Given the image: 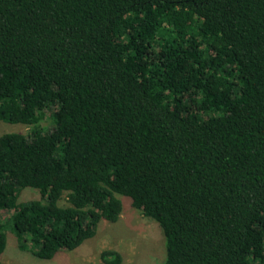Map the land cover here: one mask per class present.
Listing matches in <instances>:
<instances>
[{"label":"trees","instance_id":"1","mask_svg":"<svg viewBox=\"0 0 264 264\" xmlns=\"http://www.w3.org/2000/svg\"><path fill=\"white\" fill-rule=\"evenodd\" d=\"M1 121L28 130L0 134V254L75 249L122 195L160 264H264V0H0Z\"/></svg>","mask_w":264,"mask_h":264},{"label":"rangeland","instance_id":"2","mask_svg":"<svg viewBox=\"0 0 264 264\" xmlns=\"http://www.w3.org/2000/svg\"><path fill=\"white\" fill-rule=\"evenodd\" d=\"M28 127L21 123L0 122V134L5 132L26 133ZM39 198L33 188H24L19 193V201ZM121 213L114 221L101 220L93 237L85 239L72 250H60L51 259H41L32 254L29 245L18 247L15 234L10 228L4 230L5 246L0 254L3 264H106L100 255L110 250L117 257V264H160L165 257L164 235L159 224L143 216L131 205L128 197L120 195ZM63 203V202H61Z\"/></svg>","mask_w":264,"mask_h":264}]
</instances>
